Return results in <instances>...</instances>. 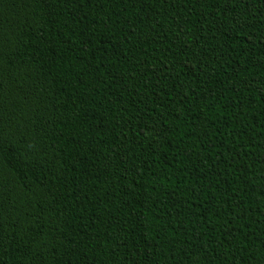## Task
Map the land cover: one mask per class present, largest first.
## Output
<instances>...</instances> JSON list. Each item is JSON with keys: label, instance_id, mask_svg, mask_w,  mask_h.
Returning a JSON list of instances; mask_svg holds the SVG:
<instances>
[{"label": "trees", "instance_id": "1", "mask_svg": "<svg viewBox=\"0 0 264 264\" xmlns=\"http://www.w3.org/2000/svg\"><path fill=\"white\" fill-rule=\"evenodd\" d=\"M0 264H264V0H0Z\"/></svg>", "mask_w": 264, "mask_h": 264}]
</instances>
